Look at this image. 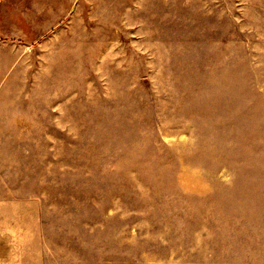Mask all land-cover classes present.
<instances>
[{
    "label": "rangeland",
    "instance_id": "374dc122",
    "mask_svg": "<svg viewBox=\"0 0 264 264\" xmlns=\"http://www.w3.org/2000/svg\"><path fill=\"white\" fill-rule=\"evenodd\" d=\"M0 264H264V0H0Z\"/></svg>",
    "mask_w": 264,
    "mask_h": 264
}]
</instances>
